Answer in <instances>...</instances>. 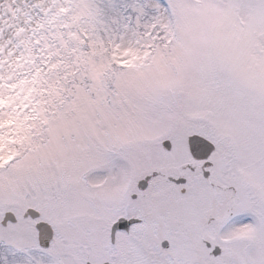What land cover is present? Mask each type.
<instances>
[{
  "label": "snow or ice",
  "instance_id": "snow-or-ice-1",
  "mask_svg": "<svg viewBox=\"0 0 264 264\" xmlns=\"http://www.w3.org/2000/svg\"><path fill=\"white\" fill-rule=\"evenodd\" d=\"M0 264H264V0H0Z\"/></svg>",
  "mask_w": 264,
  "mask_h": 264
}]
</instances>
